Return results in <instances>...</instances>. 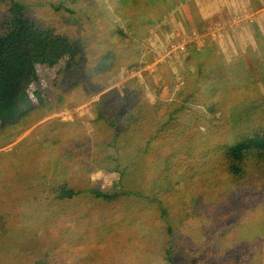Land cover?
<instances>
[{
  "label": "trees",
  "instance_id": "trees-1",
  "mask_svg": "<svg viewBox=\"0 0 264 264\" xmlns=\"http://www.w3.org/2000/svg\"><path fill=\"white\" fill-rule=\"evenodd\" d=\"M67 1L80 2L0 0V114H3L0 138H16L45 113H50L53 105L60 109L68 107L71 103L69 98L76 88L83 95L100 91L105 78L116 74L119 68L114 46L122 38L128 43L135 42L137 26L141 28L165 18L179 0H108L115 19L112 17L111 22L101 27L86 21L90 8L82 6L87 11L75 10ZM261 6L262 2L255 8ZM36 8L39 10L37 13L34 11ZM38 16L53 17L57 21L48 23ZM119 29L124 30L121 35L118 34ZM216 48L215 45L197 47L192 44L184 54L183 63L186 67L192 66L185 71L190 73L189 86L192 93L196 92L200 97L196 103L209 97L206 106L213 116L218 107L228 111L236 105L229 121L238 126L242 123L241 128L213 136L212 142L206 146L198 144L176 149L179 138L169 131L168 120L175 112L174 104L189 100L196 94L181 89L177 93L178 101L170 104L147 100L140 103L141 100L135 98L137 94L143 96V93L139 89L136 93L131 92L135 87L128 86L131 92L128 94L133 96L124 97L123 90L120 91L124 97L123 107L113 112L118 100H109L105 97L107 92L101 93L99 106L92 109L96 113L92 123L103 140V149L98 148L100 152L93 157V165L83 164L84 170L92 172L99 168L119 172L117 155L114 156L116 141L109 134L110 128L114 134L119 129L136 125L142 134V149L157 147L164 150L167 144L164 143L168 142L174 143L170 146L171 152H159L156 159L145 157L148 168L143 174L142 190L135 194H109L96 185L84 187L75 173L64 182L46 186L36 171L25 169L20 172L19 160L14 156L18 153L27 157L30 154L23 146L28 137L25 135L18 146L0 154V227L21 226L31 217L28 213L17 214L12 209L16 202L24 201L20 204L31 205L27 202L44 201L41 193H53L48 200L54 203L51 206L54 212L60 210L58 203H64V219L69 216L77 223V216H82L75 226L74 235H81L89 244L104 245L108 251L139 250L151 238L149 229H154L155 237L149 241L154 243L152 249L157 250V254H153L157 256L154 258L156 264H169L173 258L176 259L171 264H192L193 256L190 259L186 257V261L180 250L193 252L196 247L193 242L204 241L208 235L214 237L213 247L227 250L239 236L240 220L231 213L239 206L241 194L246 191L252 192L249 195L264 193V111L262 114L258 112L259 107L264 108V99L262 95L258 99L253 98L255 94L250 86L235 83L230 71L225 77L218 76L221 73H216V70L222 68L223 63L215 54ZM260 54L263 61L254 60V65L257 77L264 82L262 48ZM44 60L54 90L47 103L36 100L41 82L38 66ZM208 64L211 68L207 71ZM108 105L111 106L110 112L115 113L113 116L110 112L104 115ZM160 116L166 120L155 129L152 119L157 120ZM101 118L106 122L100 121ZM49 126L58 130L51 123ZM43 141L56 144L60 139L59 136H50ZM29 148L42 156L39 145L30 144ZM123 172H119L120 178ZM34 177L37 182H32ZM188 190L198 195L188 197L180 193ZM22 193L26 200H20ZM31 193L37 196L32 199ZM88 205L93 207L91 220L86 215L92 210L87 208ZM190 234L193 238H189ZM97 246L89 249V259L93 264H101L105 259V254ZM203 246L204 251L211 248L209 243ZM201 257L207 260V264H242L225 259V255L220 260L208 259L203 254ZM51 258L44 254L36 260L22 259L13 252L7 255L6 263L55 264ZM154 262L151 259L149 264Z\"/></svg>",
  "mask_w": 264,
  "mask_h": 264
},
{
  "label": "rangeland",
  "instance_id": "rangeland-1",
  "mask_svg": "<svg viewBox=\"0 0 264 264\" xmlns=\"http://www.w3.org/2000/svg\"><path fill=\"white\" fill-rule=\"evenodd\" d=\"M67 2L75 10L87 11L83 8H90L91 12H88L86 21L97 27L111 22L112 17L115 19V13L108 0ZM260 2H262V6L257 7L258 9L255 8ZM34 11L37 13L39 10L36 8ZM233 16L239 17L240 20L232 28L227 27L224 30L214 31L213 25L217 22H228ZM38 18L48 23L57 21L55 18L50 17V19L47 16H38ZM165 18L170 20L173 29L182 28L180 35L173 43L174 52L168 53L169 56H172L171 60L157 65L155 72L149 70L152 54L166 50L169 43H172L168 40L167 45L164 46L169 37H166V41H164L165 38L160 37L159 39L156 35L158 34L155 30L156 27H160L162 25L160 23L165 19L156 20L141 28L137 26L138 37L133 39L135 42L128 43L127 39L122 38L116 47L114 46L119 68L116 74L105 78L100 91L83 95L77 92L78 88H76L69 98L71 103L67 105L68 107L60 109L53 105L50 113H45L16 138H0V154L18 146L19 141L26 135L28 137L23 146L28 148L30 154L26 157L17 153L19 156H14L19 160L18 169L20 172L25 169L31 172L36 171V175L41 178L43 184L46 183V186L50 183L55 185L64 182L75 173L81 179L84 187L96 185L104 193L135 194L143 187V174L148 168L145 157L156 159L159 152L170 153V146L174 143L165 142L164 144H167L164 145V150L155 147L145 151L141 148L143 141L138 126L133 125L127 129H119L114 134L113 129L110 128L109 134L116 141L114 152V156L117 155L116 163L119 172L124 171L122 178L115 170L99 168H95L92 172L84 170L83 164L93 165V157L98 156L100 152L98 148L103 149L101 142L103 140L98 136L92 123V119L96 117V113L94 114L92 109L99 106L98 98L101 93L107 92L105 97L109 100H118L115 108H112L113 112L123 107L122 99L124 97H132L133 95L129 94L136 93L138 89L143 93V96L137 94L135 98L141 100L140 103L147 100L152 103L160 101L162 104H170L173 101H178L177 93L181 89L196 94L194 97H189V100H180L174 104L175 112L168 120L169 131L172 134L175 133L179 138V143L175 144L176 149L198 144L206 146L212 142L213 136L225 133L227 130L237 131L238 128H241L242 123L238 126L229 121L237 108L236 105L228 111L218 107L213 116L208 112L206 106L209 97H205L206 99L199 104L196 103V99L200 97L198 93H192L188 78L190 73L185 72L192 66L186 67L183 63V56L192 46V42L187 44L183 50L181 45L191 41L195 33L202 35L198 44L196 43L197 46L206 44L208 47L212 45L217 47L215 54L223 63L222 68L216 70V73H221L218 76L225 77L226 73L230 71L234 82L247 83L250 86L255 94L253 98L258 99L262 95L264 99V82L257 77L254 65V60L263 61L260 49L264 50V0H179ZM116 21L118 20L116 19ZM123 31L119 29L118 34L121 35ZM210 68L211 65L208 64L207 71ZM38 72L41 82L36 100L47 103L48 99L52 98L54 90L45 60L38 66ZM128 86L135 88L130 92L129 88L127 89ZM122 90L124 97L119 93ZM203 101L205 102L203 103ZM110 108L111 106L108 105V108L104 110V115L110 112ZM263 111L264 108L259 107V114H262ZM113 112H110L112 116L115 114ZM2 117L3 114H0V119ZM165 120L161 116L157 120L152 119V127L160 128ZM100 121L106 122L102 118ZM50 123L58 130H52L49 126ZM50 136H59L60 142L56 144L44 143L43 139ZM29 141V145H39V152L43 153L42 156L32 152L33 148H29L27 144ZM152 170L154 171V168ZM37 181V178L34 177L32 182ZM180 193L187 194L188 197L198 195L197 192L189 190L180 191ZM250 193L252 192L246 191L241 194L239 206L231 213L240 220L238 224L239 236L234 239L233 244L225 251L222 248L217 249L213 247L214 237L208 235L203 238L204 241L193 242L196 245L193 252L190 249H186L184 253L180 250V254L185 255V260L186 257L190 259L192 255L193 258L190 261L192 264H207L206 259H200L202 254L208 259L214 257L218 260L225 255V259L238 261L242 264H264V193L249 195ZM52 194L41 193L45 197L43 202L28 201L27 203L32 204L21 205L20 203H24L23 201L13 205L12 209H15L17 214L28 213L31 217L27 218L26 224L21 226L0 227V264H7L6 257L13 252H16L22 259L28 258L29 260H36L46 254L52 257L51 260L55 261V264H93L89 259V249L97 245L89 244V241L83 239L81 235H74L77 230L75 226L82 216L80 214L77 216V223H74L69 216L64 219L66 216L63 208L64 203H58L60 210L54 212V208L51 207L54 203L48 200L49 197H53ZM36 196V193H31L32 199ZM24 197L25 194L22 193L20 200H26ZM87 208L92 209L86 212L88 219L91 220L93 207L88 205ZM125 217L130 218L129 216ZM149 230L151 238L146 240L145 244L137 251H108L104 245L97 246L105 254V259L101 264H149L151 259L154 262V258L157 256L153 254H157V250L152 249L151 245L154 243L149 240H153L155 235L154 229ZM189 238H193L192 234ZM206 243L211 244V248L204 251L202 248ZM24 250H26L25 257L22 256ZM175 259L173 258V261ZM173 261L167 262L171 264ZM177 261L183 262L178 259Z\"/></svg>",
  "mask_w": 264,
  "mask_h": 264
},
{
  "label": "built area",
  "instance_id": "built-area-1",
  "mask_svg": "<svg viewBox=\"0 0 264 264\" xmlns=\"http://www.w3.org/2000/svg\"><path fill=\"white\" fill-rule=\"evenodd\" d=\"M239 20H240L239 17L233 16L232 19L230 21H228V22H217L213 26L214 27V31L217 32L219 30H224V28H227V27L232 28L235 25V23H237ZM197 38H198V34L195 33L193 39H197ZM188 42H190V41H188ZM187 43L185 45L182 44L184 46L181 45V47H183L182 50L184 49V47H186ZM169 52H174L173 43H169V45H168L166 50L160 51V53L156 54V57H152L151 58V64H150V69L149 70L150 71H154L159 63H161L162 61L169 60L172 57V56L168 55Z\"/></svg>",
  "mask_w": 264,
  "mask_h": 264
},
{
  "label": "crops",
  "instance_id": "crops-1",
  "mask_svg": "<svg viewBox=\"0 0 264 264\" xmlns=\"http://www.w3.org/2000/svg\"><path fill=\"white\" fill-rule=\"evenodd\" d=\"M165 20H163L161 23H160V27L158 26V27H156V31L158 32V34H156L158 37H159V39H160V37H163V38H165L164 39V41H166V37H169L168 39H167V41L165 42L166 44L164 45V46H166L167 45V42H168V40H170V41H172V43H175V41H176V39H177V37L180 35V32L182 31V28H180V27H177L176 29H173V26L170 24V20L169 19H166V18H164ZM180 24V23H179ZM159 28V29H158ZM224 29H226V28H224ZM201 37H202V35H200ZM199 35H198V38L197 39H193L192 40V44H194V45H196L197 46V44H198V42H199V39L201 38ZM196 41V42H195ZM197 43V44H196ZM161 45H163V44H161ZM161 45H160V47H161ZM187 46V45H186ZM203 46V45H202ZM202 46H197V47H202ZM153 55V57H156V54L155 53H153L152 54ZM172 59V57L169 59V60H171ZM162 62H165V61H162ZM161 62V63H162ZM167 62V61H166ZM161 63H159V64H161ZM158 64V65H159ZM157 68V67H156ZM145 71H147V70H145ZM156 71V69L154 70V71H151V72H155Z\"/></svg>",
  "mask_w": 264,
  "mask_h": 264
},
{
  "label": "clouds",
  "instance_id": "clouds-1",
  "mask_svg": "<svg viewBox=\"0 0 264 264\" xmlns=\"http://www.w3.org/2000/svg\"><path fill=\"white\" fill-rule=\"evenodd\" d=\"M214 26V25H213ZM200 36V35H199ZM201 37V36H200ZM192 41L188 42L187 44L191 43Z\"/></svg>",
  "mask_w": 264,
  "mask_h": 264
}]
</instances>
